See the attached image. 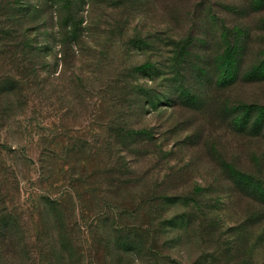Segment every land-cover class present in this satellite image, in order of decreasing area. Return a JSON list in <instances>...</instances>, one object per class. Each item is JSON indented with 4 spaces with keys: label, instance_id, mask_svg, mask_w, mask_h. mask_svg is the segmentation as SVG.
<instances>
[{
    "label": "rangeland",
    "instance_id": "rangeland-1",
    "mask_svg": "<svg viewBox=\"0 0 264 264\" xmlns=\"http://www.w3.org/2000/svg\"><path fill=\"white\" fill-rule=\"evenodd\" d=\"M113 3L0 0V264H264V193L241 197L222 169L264 185L263 150L256 164L241 159L230 117L233 100L264 106V82L202 81L191 116L213 121L202 138L212 160L206 145L187 146L198 121L177 130L161 76L140 70L159 61L140 37L174 26L148 6ZM255 15L242 66L264 58V11ZM214 58L197 73L210 63L222 73ZM144 85L153 98L140 96Z\"/></svg>",
    "mask_w": 264,
    "mask_h": 264
},
{
    "label": "trees",
    "instance_id": "trees-1",
    "mask_svg": "<svg viewBox=\"0 0 264 264\" xmlns=\"http://www.w3.org/2000/svg\"><path fill=\"white\" fill-rule=\"evenodd\" d=\"M89 1L94 3L95 0ZM208 1L210 0H150L147 3L142 0H114L111 6L126 8L124 3H127L129 4V11H135L137 5L141 4L144 13L148 12L149 8L151 9L150 12L159 11L165 17L163 24L168 23L174 26L169 30L155 28V31L149 32L151 34L142 36L143 38L140 37L138 40L139 45L148 44V49L158 50L155 56L156 59H159V61L146 59L144 68L140 70L145 71V74L151 77L149 79L154 80L155 77L159 78L161 76L158 90L164 95L168 107L171 108L172 117H170V122L174 123L176 121L174 125L177 130L189 131L193 122L198 121L196 130L200 133V139H194L192 133H190L186 137L187 146L199 150V148L202 149L203 145H206L208 147H206L208 150L206 154L212 160L219 161L221 158L214 155V147H211L210 143H205V140L202 139L204 136L203 131L208 123L206 117L193 118L194 115L191 116V112L192 109H198V106H195L200 103L197 94L202 87V81L208 77H211L216 85L223 84L220 88L227 90L238 85L239 88H244L245 86L264 82V58L258 60L254 57L250 65L242 66L244 61L251 55L250 51L247 52L248 43L250 42L249 37L251 33H256L252 22L256 17V15L254 16L256 11H264V0H217L214 3H208ZM55 5L60 8V4ZM32 8L33 6L28 10ZM56 17L59 24L64 26L68 25V27L73 26L76 28V24H79V20L76 23L68 21L71 17H63L62 13ZM262 18L264 24V15H262ZM128 21L126 22L128 23ZM178 29H180L179 32ZM262 30L264 31V27ZM173 32L175 35L172 34ZM159 45L169 47L170 49L165 50L166 54L169 55H165L161 48L156 49ZM206 48L207 50H205ZM257 54L261 56L260 49L257 50ZM211 57H215L214 60L220 61L219 66L225 64L222 73L216 75L220 67H218V64L210 63V67L203 76L199 75L197 70L203 67V60L211 62ZM231 59L235 60L236 63H230L229 60ZM143 87V91L139 93L140 96L146 94L153 98L152 92H155L157 88L153 85H144ZM233 103L236 104L238 109L232 113L230 112V117L233 115L232 123L234 126L242 127L240 129L234 128L233 131L236 134L234 138L236 147L239 149V157L249 161L251 165L255 160L256 164L258 159L256 146L261 148L264 154V106L256 101L247 102L244 99L233 100ZM227 105L226 103L222 109L224 114L229 115L228 109H226ZM191 118L195 121H191ZM211 122L213 121L209 120L208 125L212 128L211 132H213ZM129 131L130 134L138 135L145 130L143 128H130ZM211 132L210 135H212ZM141 140L143 138H137L134 139L135 143H132L137 145ZM222 169L225 171L227 178H230L229 175L232 174L235 188L240 192L241 197L250 194L254 198L257 192L264 193L262 179L248 173L251 171L239 174L237 170H233L234 167L232 166H222ZM241 227L243 229V226Z\"/></svg>",
    "mask_w": 264,
    "mask_h": 264
}]
</instances>
